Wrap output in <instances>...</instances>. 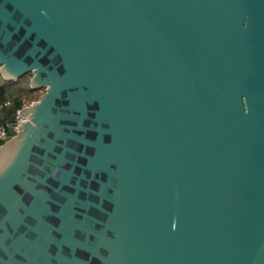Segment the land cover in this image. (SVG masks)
<instances>
[{
  "label": "water",
  "instance_id": "obj_1",
  "mask_svg": "<svg viewBox=\"0 0 264 264\" xmlns=\"http://www.w3.org/2000/svg\"><path fill=\"white\" fill-rule=\"evenodd\" d=\"M0 72V264H264V0H0Z\"/></svg>",
  "mask_w": 264,
  "mask_h": 264
},
{
  "label": "trees",
  "instance_id": "obj_2",
  "mask_svg": "<svg viewBox=\"0 0 264 264\" xmlns=\"http://www.w3.org/2000/svg\"><path fill=\"white\" fill-rule=\"evenodd\" d=\"M22 77L17 80H6L0 72V123L13 125L16 122L17 112L25 105L24 90L33 89L28 83L21 84ZM8 128L9 135L13 136L16 133L14 128L12 126Z\"/></svg>",
  "mask_w": 264,
  "mask_h": 264
},
{
  "label": "rangeland",
  "instance_id": "obj_3",
  "mask_svg": "<svg viewBox=\"0 0 264 264\" xmlns=\"http://www.w3.org/2000/svg\"><path fill=\"white\" fill-rule=\"evenodd\" d=\"M32 74H26L24 75L21 79V84L25 85V84H29L30 85V80H31ZM46 91V86L39 88V89H28L24 90V97H25V105H29L34 101H37L40 96ZM28 94V96H27ZM12 137V136H11ZM10 137V138H11ZM9 138V139H10Z\"/></svg>",
  "mask_w": 264,
  "mask_h": 264
},
{
  "label": "built area",
  "instance_id": "obj_4",
  "mask_svg": "<svg viewBox=\"0 0 264 264\" xmlns=\"http://www.w3.org/2000/svg\"><path fill=\"white\" fill-rule=\"evenodd\" d=\"M19 112V111H18ZM17 112V120L13 125H6L3 123H0V143L6 141L7 139H9L11 136L9 135V126H12L14 128V131L16 132V129L19 125V123L24 119L23 117H21L20 115H18Z\"/></svg>",
  "mask_w": 264,
  "mask_h": 264
}]
</instances>
